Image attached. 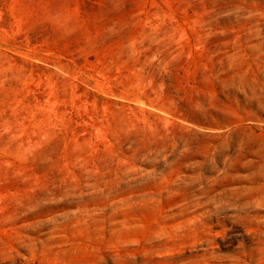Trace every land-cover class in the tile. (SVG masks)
<instances>
[{
    "label": "rangeland",
    "instance_id": "obj_1",
    "mask_svg": "<svg viewBox=\"0 0 264 264\" xmlns=\"http://www.w3.org/2000/svg\"><path fill=\"white\" fill-rule=\"evenodd\" d=\"M0 264H264V0H0Z\"/></svg>",
    "mask_w": 264,
    "mask_h": 264
}]
</instances>
